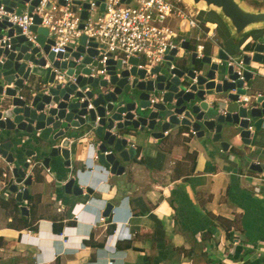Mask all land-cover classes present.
<instances>
[{"label":"water","instance_id":"95a60500","mask_svg":"<svg viewBox=\"0 0 264 264\" xmlns=\"http://www.w3.org/2000/svg\"><path fill=\"white\" fill-rule=\"evenodd\" d=\"M103 1L58 0V4L82 8L81 18L86 20L92 2L104 12ZM1 2L11 12L18 4H29L33 11L40 0ZM181 2L195 16L214 12L234 43L244 41L246 54L233 58L219 46L215 61L210 54L198 59L195 53L174 59L173 51L164 67L151 70L138 68L134 58L127 65L110 60L103 79L91 77L99 54L96 43L87 44L83 36L76 51L68 50L65 58L69 61L60 62L62 55L56 60L50 52L53 42L46 40L47 30L36 27L41 23L38 17L33 31L42 49L23 36L11 40V49H2L1 44L0 162L6 165L8 191L17 205L29 201V187L36 178L43 181V169H53L57 175H62V169H73L72 159L87 139L97 161L113 175L123 174L134 160L131 141L139 134L156 140L172 133L187 135L206 145L218 144L224 152L231 148L230 141L238 140L242 147L234 146L233 151L251 155L252 136L264 126V97L255 96L258 69L252 68L264 65V9H253L244 0ZM8 26L7 21L0 22V39ZM13 34L11 29L8 36ZM258 37L260 40L251 42ZM184 45L189 52L190 45ZM230 57L242 66L229 65ZM47 62L52 68L44 70ZM53 68L76 80L56 83ZM87 88L90 90L84 93ZM125 95L132 100H125ZM244 96L250 97L248 103L241 100ZM151 98L156 101L151 103ZM249 168L262 172L256 163ZM23 187L25 190L19 192ZM62 189L68 195H83L74 179L67 180ZM19 210L28 215L27 207ZM113 210L108 204L103 216L109 218Z\"/></svg>","mask_w":264,"mask_h":264},{"label":"crops","instance_id":"0c3cea01","mask_svg":"<svg viewBox=\"0 0 264 264\" xmlns=\"http://www.w3.org/2000/svg\"><path fill=\"white\" fill-rule=\"evenodd\" d=\"M253 1L245 4L264 9V0ZM213 25L210 54L221 48ZM254 68L255 91L264 94V65ZM88 141L72 159L77 169H50L34 180L26 216L11 212L14 196L0 183V264H264V126L252 136L250 156L233 151L238 140L224 152L195 137L139 134L121 175L97 161ZM253 163L262 172L250 170ZM69 179L82 196L64 192ZM108 204L114 210L106 218Z\"/></svg>","mask_w":264,"mask_h":264},{"label":"built area","instance_id":"2783aa9c","mask_svg":"<svg viewBox=\"0 0 264 264\" xmlns=\"http://www.w3.org/2000/svg\"><path fill=\"white\" fill-rule=\"evenodd\" d=\"M48 4L50 9H47ZM101 4L105 6L104 12L92 2L88 17L83 20L82 8H76L70 3L62 6L58 4V0H40L33 11L30 10L29 4H18L12 12L1 2L0 22L7 21L11 27H7L0 39V47L2 44V49H11V40L23 36L35 47L42 49L37 41L38 34L33 31L36 26L35 18L38 17L41 23L36 27L47 30L46 40L53 42L50 52L56 56V60H59L57 56L62 55L60 62L69 61V58H65L69 54L68 50L76 51L83 36L87 38V44L96 43L99 54L92 65L91 77L106 79V67L110 60H121L127 65L129 60L134 58L138 60V68L151 70L164 67L173 51H176L174 59L191 53L202 59L209 55L206 54L207 46L211 47L213 42L216 43L210 26L196 19L181 0H130L129 4L122 0H105ZM18 10H21V14H18ZM11 29L14 30L12 37L8 36ZM193 30L197 32L196 39L188 43L186 33ZM185 43L190 45L189 52L184 48ZM215 45L217 46V43ZM1 60L3 64V57ZM233 64L242 66L241 61L230 57L229 65ZM50 68L52 65L47 62L44 70ZM53 72L56 75V83L76 80L75 77L67 78L66 71L53 68ZM26 86H30V83H26ZM89 90L90 88H87L84 93ZM255 96L260 98L264 97V94L256 92ZM241 100L248 103L250 97L244 96ZM150 101L154 103L156 100L151 98ZM41 173L49 174L50 169H43ZM6 180L8 181L6 167L0 166V183L8 188L9 183H5ZM23 188L19 189V192L25 190ZM1 192L0 188V196ZM23 203L18 204L19 208L24 206Z\"/></svg>","mask_w":264,"mask_h":264},{"label":"rangeland","instance_id":"374dc122","mask_svg":"<svg viewBox=\"0 0 264 264\" xmlns=\"http://www.w3.org/2000/svg\"><path fill=\"white\" fill-rule=\"evenodd\" d=\"M244 2L248 3V5H250V4L253 5V4L256 3L253 0H244ZM260 4H264V2L263 3H259V5ZM253 6H255V5H253ZM213 13L214 12H199L197 14V16H196V19H198L199 21H201L203 23H206V24L209 22L208 23L209 24L208 26H210V28L211 27L214 28L213 27L214 26L213 24H218V27L219 28L217 29V33L219 35V43H220V46L223 47L228 52V54L231 57H233V58H235V57H241L244 54H246L247 49L246 48L244 49V47H243L244 41L238 42V43H234L232 41V39L228 36L227 30L226 29H223L221 27L222 22L220 21V19L217 18L214 15L215 13L214 14ZM212 34L214 35V37L216 39L217 36L214 33H212ZM196 36H197V33L196 32H194L191 35H189V37L191 39H196ZM253 40H260V39L258 37V39L257 38H254ZM216 51H217V53H216ZM218 52H219V48L218 47H214L213 50L211 51V54L210 55H212V57H214V58L215 57L218 58ZM254 66L255 65H253L252 68H254ZM124 97H125V100H127V101L132 100V97L130 95H125ZM76 156H74V158ZM74 167H75V169H77V166H74Z\"/></svg>","mask_w":264,"mask_h":264},{"label":"trees","instance_id":"16d2710c","mask_svg":"<svg viewBox=\"0 0 264 264\" xmlns=\"http://www.w3.org/2000/svg\"><path fill=\"white\" fill-rule=\"evenodd\" d=\"M206 54H210V46H207V48H206ZM178 136H181V137H184L185 139H189L188 137H187V135H178ZM186 142H188V140L186 141ZM16 204V203H15ZM14 203H13V207H12V209H11V212L13 213V212H20V210L18 209V207L15 205ZM6 207H9L8 205L6 206ZM215 219H217V220H219L220 222H222V223H224V225H227V230H230L231 229V227H232V223H228V221L226 220V219H223V218H221V217H218V218H215Z\"/></svg>","mask_w":264,"mask_h":264},{"label":"bare ground","instance_id":"6f19581e","mask_svg":"<svg viewBox=\"0 0 264 264\" xmlns=\"http://www.w3.org/2000/svg\"><path fill=\"white\" fill-rule=\"evenodd\" d=\"M200 11H201V10H200ZM208 23H209V22H208ZM208 23H207V25H209ZM215 29H217V28H215Z\"/></svg>","mask_w":264,"mask_h":264}]
</instances>
